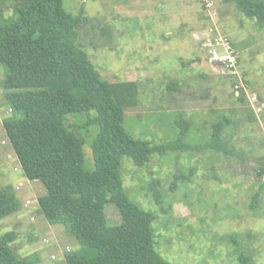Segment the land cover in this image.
<instances>
[{"label": "rangeland", "instance_id": "obj_1", "mask_svg": "<svg viewBox=\"0 0 264 264\" xmlns=\"http://www.w3.org/2000/svg\"><path fill=\"white\" fill-rule=\"evenodd\" d=\"M81 3L90 19L80 30V39L102 77L149 79L143 105L125 112L132 136L155 144L173 141L188 120L187 141L191 138L201 147L221 112L236 120L226 132L237 155L204 148L168 150L153 154L144 166L123 158L125 190L135 203L154 213L156 250L173 264H264V186L256 208H250L253 194L264 183V174L258 175L264 156V23L228 0H64L70 12H77ZM6 13L12 14V9ZM210 37H223L231 44L235 66L209 59ZM215 47L219 53L223 50L222 45ZM5 71L0 63L2 117L9 116L1 85ZM228 76L236 84H230ZM174 85L178 90L168 89ZM242 92L257 121L248 120L247 109L238 101ZM94 116V110L67 115V122L81 125L80 134L86 137V169L95 166L92 143L100 127L87 123ZM8 152L12 147L0 142V189L12 187L21 207L0 220V236L15 231L17 238L11 244L20 256L38 257L36 264H59L51 255L61 256L66 245L78 251L80 242L65 225L50 222L40 212L38 199L47 192L46 186L15 170L18 160L8 158ZM177 173L186 175L171 190ZM154 178L161 181V204L147 188ZM20 179L25 185L18 188ZM28 199L31 203L26 205ZM106 211L109 224L120 223L115 203L108 202ZM242 255L250 257L241 260Z\"/></svg>", "mask_w": 264, "mask_h": 264}, {"label": "trees", "instance_id": "obj_2", "mask_svg": "<svg viewBox=\"0 0 264 264\" xmlns=\"http://www.w3.org/2000/svg\"><path fill=\"white\" fill-rule=\"evenodd\" d=\"M228 1L264 23V0ZM7 8L12 14L6 13ZM89 19L83 3L77 12H70L64 0H0V63L6 68L1 85L12 107L9 116L3 117L11 142L7 145L20 160L23 175L47 188L38 199L40 212L50 222L65 225L80 242V249L67 253L65 260L59 262V254L53 259L55 253L52 260L59 264H173L155 248L154 213L135 203L125 190L122 160L128 156L135 165L144 166L153 154L203 148L237 155L226 132L236 120L233 114L221 112L210 126V139L201 147L191 138L187 141L188 120L173 141L155 144L132 136L125 126V112L143 105L149 96L145 92L149 79L103 78L80 39ZM228 78L236 84L233 76ZM237 99L247 109L248 120L257 121L245 93ZM92 110L95 116L87 123L99 125L100 130L92 143L95 166L86 169V137L80 134L81 125L67 122V115ZM263 174L261 155L258 175ZM185 175L175 174L169 188L175 190ZM160 183L154 178L147 187L157 204L162 203ZM262 186L252 196V209L259 203ZM108 202L120 210V223L109 224ZM20 207L12 187L0 189V220ZM16 238L15 231L0 236V264H36L38 257L17 253L11 244ZM230 238L234 241L236 235ZM249 257L242 255L241 260Z\"/></svg>", "mask_w": 264, "mask_h": 264}, {"label": "built area", "instance_id": "obj_3", "mask_svg": "<svg viewBox=\"0 0 264 264\" xmlns=\"http://www.w3.org/2000/svg\"><path fill=\"white\" fill-rule=\"evenodd\" d=\"M207 43L210 46H212V52H211V55L209 57V59L211 61H216L218 63L224 62L229 68H232L233 66H235V59H236L235 50L231 47V44L228 41H226L223 37H219L218 40H215L214 38L210 37L208 39ZM216 45L217 46L222 45L223 50L221 51V53H219L218 47H215ZM257 99H259V97ZM11 112H12V107H9L7 113H11ZM6 135H7V131H6L5 126H4L3 117L0 116V137H1L0 142L2 145H7V144L11 145L10 139ZM7 157L8 158H16L18 160V164L15 165V170H18V171L24 173L22 164H21L20 160L17 158V155L14 152V150L12 152H9L7 154ZM26 178L29 179L28 177H26ZM28 181H33V180L29 179ZM24 185H25V181L23 179H20L18 181L17 187L19 188L20 186L22 187ZM30 203H31V200L28 199L26 201V205H29ZM32 219H34V216H32ZM46 241H48V239ZM69 250H70V247L67 246L65 252L69 251ZM52 258L56 259L57 254H53Z\"/></svg>", "mask_w": 264, "mask_h": 264}, {"label": "clouds", "instance_id": "obj_4", "mask_svg": "<svg viewBox=\"0 0 264 264\" xmlns=\"http://www.w3.org/2000/svg\"><path fill=\"white\" fill-rule=\"evenodd\" d=\"M33 181H35V180H33ZM67 246H69L70 247V245H66L65 247H67ZM65 250H66V248L63 250V254L61 255L62 256V259H66V255H67V253H69V252H71L72 251V248L70 247V250L69 251H66L65 252ZM65 254V255H64Z\"/></svg>", "mask_w": 264, "mask_h": 264}, {"label": "crops", "instance_id": "obj_5", "mask_svg": "<svg viewBox=\"0 0 264 264\" xmlns=\"http://www.w3.org/2000/svg\"><path fill=\"white\" fill-rule=\"evenodd\" d=\"M37 180L33 181V182H36ZM63 254V251L61 252V255ZM61 261H62V256H61Z\"/></svg>", "mask_w": 264, "mask_h": 264}]
</instances>
